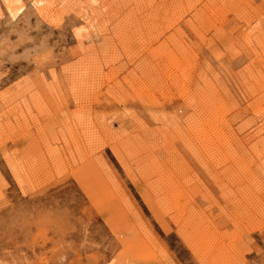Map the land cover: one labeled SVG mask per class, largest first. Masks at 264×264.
Segmentation results:
<instances>
[{"label": "rangeland", "instance_id": "374dc122", "mask_svg": "<svg viewBox=\"0 0 264 264\" xmlns=\"http://www.w3.org/2000/svg\"><path fill=\"white\" fill-rule=\"evenodd\" d=\"M0 264H264V0H0Z\"/></svg>", "mask_w": 264, "mask_h": 264}, {"label": "bare ground", "instance_id": "6f19581e", "mask_svg": "<svg viewBox=\"0 0 264 264\" xmlns=\"http://www.w3.org/2000/svg\"><path fill=\"white\" fill-rule=\"evenodd\" d=\"M152 6V5H151ZM207 9V8H206ZM11 13V12H10ZM163 15V14H162ZM14 16V15H13ZM12 17V16H11ZM144 22V21H143ZM154 48V47H153ZM159 51V50H158ZM164 53V52H163ZM98 64V63H97ZM146 83V82H145ZM180 85V84H179ZM175 91V90H174ZM187 95V94H186ZM190 101V100H189ZM182 103V102H181ZM211 104V103H210ZM212 117V116H211ZM205 118V117H204ZM209 118V117H208ZM213 119V118H212ZM203 120V119H202ZM208 122V121H207ZM207 130V129H206ZM212 130V129H211ZM204 132V131H203ZM220 141V140H219ZM217 145V144H216ZM194 246V245H193ZM198 248V247H197ZM196 250V249H195ZM197 254V253H196Z\"/></svg>", "mask_w": 264, "mask_h": 264}]
</instances>
